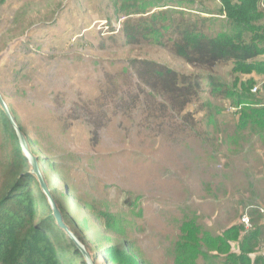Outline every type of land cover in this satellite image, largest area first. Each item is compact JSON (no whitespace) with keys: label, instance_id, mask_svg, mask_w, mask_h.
Segmentation results:
<instances>
[{"label":"rangeland","instance_id":"obj_1","mask_svg":"<svg viewBox=\"0 0 264 264\" xmlns=\"http://www.w3.org/2000/svg\"><path fill=\"white\" fill-rule=\"evenodd\" d=\"M182 6L213 11L220 4ZM202 15L210 28L225 26ZM123 20L112 0H0V52L10 45L0 91L55 188L70 190L69 215L77 226L87 217L85 233L103 226L84 201L112 215L147 264H182L175 244L185 221L217 235L248 218L262 229L264 255V134L237 132L230 102L208 86L182 113L171 111L133 66L150 59L232 84L231 64L194 69L151 37L128 43ZM10 150L0 125V152ZM221 262L200 257L195 264Z\"/></svg>","mask_w":264,"mask_h":264},{"label":"trees","instance_id":"obj_2","mask_svg":"<svg viewBox=\"0 0 264 264\" xmlns=\"http://www.w3.org/2000/svg\"><path fill=\"white\" fill-rule=\"evenodd\" d=\"M194 1L112 0V4L118 17L124 16L120 32L126 42L151 37L194 69L211 71L220 63L231 64L232 84L221 81L211 72L204 78L193 73L183 74L150 59H139L133 64L135 75L177 113H182L204 90L203 86H208L211 96L227 100L228 106L235 107L230 112L236 116L237 132L264 134V11L259 0H219L220 6L212 12L182 6V3L192 5ZM202 13L210 17L223 15L225 26L221 30L210 28ZM166 34L168 40L173 37L169 44L167 39L161 40ZM256 84H259L258 91L252 93ZM14 116L41 165L48 190L64 222L92 252L95 264H147L143 263L139 248L127 239L118 220L96 210L91 203L84 201V208L102 224V231L92 228L85 233L87 217L81 219L80 226L76 225L78 220L68 212L71 202L67 184L64 183L65 193L55 188L43 165L41 150ZM190 118V113L183 115L185 121ZM0 125L11 146L9 153L0 152V264H86L73 239L57 224L38 181L29 173V163L22 154L16 132L1 109ZM180 231V239L175 244L179 263L195 264L200 257L206 261H222L220 264L263 262L264 255L258 251L262 229L258 226L247 228L240 220L220 234L210 235L206 230L201 232V226L190 220L180 226ZM233 242L237 243V251L231 248Z\"/></svg>","mask_w":264,"mask_h":264},{"label":"water","instance_id":"obj_3","mask_svg":"<svg viewBox=\"0 0 264 264\" xmlns=\"http://www.w3.org/2000/svg\"><path fill=\"white\" fill-rule=\"evenodd\" d=\"M10 51V45H8L4 51L0 52V63L2 59L9 53ZM0 109L3 111V113L6 115V117L9 119L12 127L14 128L19 144L20 149L22 151L23 156L28 160L29 163V173H31L36 180L39 183L40 188L44 191L48 203L50 204L53 216L55 217L57 224L66 231V233L73 239L75 242V245L79 252L81 253L84 261L86 264H95L94 257L92 252L89 250L88 247L85 246V244L79 239L77 235H75L68 225L64 222L63 216L59 208L57 207L55 201L53 200L49 190L47 183L44 179V175L42 172L41 165L39 164L37 157L32 153L30 146L28 144V140L26 137V134L22 131L21 127L16 121V118L14 116L13 110L11 105L7 102L4 94L0 91Z\"/></svg>","mask_w":264,"mask_h":264},{"label":"built area","instance_id":"obj_4","mask_svg":"<svg viewBox=\"0 0 264 264\" xmlns=\"http://www.w3.org/2000/svg\"><path fill=\"white\" fill-rule=\"evenodd\" d=\"M260 3L262 5V7L264 8V0H260ZM258 87H259V84L254 85L251 89V92L256 93L258 91ZM230 110H235V107H230ZM242 221L247 228L251 226V224L248 225V221H249L248 218H244V219H242ZM263 264H264V262H263Z\"/></svg>","mask_w":264,"mask_h":264},{"label":"crops","instance_id":"obj_5","mask_svg":"<svg viewBox=\"0 0 264 264\" xmlns=\"http://www.w3.org/2000/svg\"><path fill=\"white\" fill-rule=\"evenodd\" d=\"M218 3L220 4V2H219V0H218ZM259 6H260V8L264 11V8L262 7V5H261V3H260V0H259ZM219 7V6H218ZM206 9V8H205ZM208 10V9H207ZM210 11V10H209ZM213 11H215V10H213ZM210 12H212V11H210ZM205 15H208V14H205ZM212 17L213 16H215V17H219V18H224V16L222 15H220V16H218V15H216V14H212L211 15ZM259 77V76H258ZM258 77H256V78H258Z\"/></svg>","mask_w":264,"mask_h":264},{"label":"clouds","instance_id":"obj_6","mask_svg":"<svg viewBox=\"0 0 264 264\" xmlns=\"http://www.w3.org/2000/svg\"><path fill=\"white\" fill-rule=\"evenodd\" d=\"M242 223H243V221H241ZM244 224V223H243ZM249 228V227H248ZM263 262H264V256H263ZM263 262H262V264H263Z\"/></svg>","mask_w":264,"mask_h":264}]
</instances>
